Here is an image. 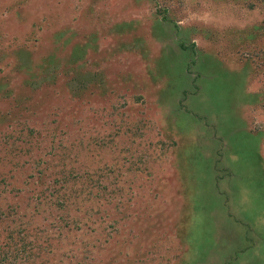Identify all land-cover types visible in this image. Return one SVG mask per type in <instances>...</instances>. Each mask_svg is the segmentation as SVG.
Listing matches in <instances>:
<instances>
[{
	"label": "rangeland",
	"instance_id": "rangeland-1",
	"mask_svg": "<svg viewBox=\"0 0 264 264\" xmlns=\"http://www.w3.org/2000/svg\"><path fill=\"white\" fill-rule=\"evenodd\" d=\"M0 264H264V0H0Z\"/></svg>",
	"mask_w": 264,
	"mask_h": 264
},
{
	"label": "trees",
	"instance_id": "trees-1",
	"mask_svg": "<svg viewBox=\"0 0 264 264\" xmlns=\"http://www.w3.org/2000/svg\"><path fill=\"white\" fill-rule=\"evenodd\" d=\"M228 82H229L228 81V73L224 71L222 73V75L220 76V78L218 80L213 81L211 84L214 85L213 86L214 89H221V88H223L224 91L227 90L229 92V96H231L233 94V91H230V90H233L234 87L232 88V86L230 84H228Z\"/></svg>",
	"mask_w": 264,
	"mask_h": 264
}]
</instances>
